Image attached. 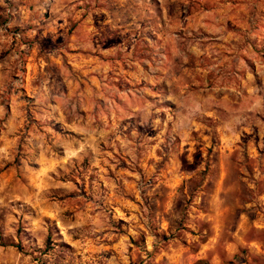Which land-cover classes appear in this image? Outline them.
I'll list each match as a JSON object with an SVG mask.
<instances>
[{
  "label": "rangeland",
  "instance_id": "1",
  "mask_svg": "<svg viewBox=\"0 0 264 264\" xmlns=\"http://www.w3.org/2000/svg\"><path fill=\"white\" fill-rule=\"evenodd\" d=\"M168 3L0 0V264H210L264 215V0Z\"/></svg>",
  "mask_w": 264,
  "mask_h": 264
},
{
  "label": "crops",
  "instance_id": "2",
  "mask_svg": "<svg viewBox=\"0 0 264 264\" xmlns=\"http://www.w3.org/2000/svg\"><path fill=\"white\" fill-rule=\"evenodd\" d=\"M164 1V7L167 6V1H169V5L175 4L179 7L184 6L183 13L186 14L188 12L186 8L191 4L198 6L199 3H204V1L206 0ZM225 211H227V209L223 210V212ZM263 216L264 215H262L261 218L258 219L257 217H253L251 214H249V212L242 211L240 213H237V221L234 225L231 226H229L226 221L223 222L219 220V222H217V224L215 225V234L208 238L207 241H205V243L201 245V249L198 253V258L207 260L210 264H221L224 260H233L239 252L240 248L249 249L250 252H254L255 254L264 253L262 249V246L264 244L262 242L249 239L246 234L248 231H250V229L254 230L255 227L257 229H259V227L261 228L260 225L262 224L257 223L258 221L256 220H259L261 222L263 220Z\"/></svg>",
  "mask_w": 264,
  "mask_h": 264
}]
</instances>
